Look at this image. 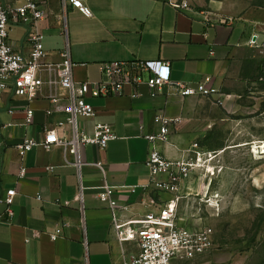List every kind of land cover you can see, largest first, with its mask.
<instances>
[{"label":"crops","instance_id":"crops-1","mask_svg":"<svg viewBox=\"0 0 264 264\" xmlns=\"http://www.w3.org/2000/svg\"><path fill=\"white\" fill-rule=\"evenodd\" d=\"M83 1L93 18L73 8L65 13L61 0H50L48 19L37 26L44 35L46 62H59L69 43L75 78L81 83L99 81L103 62H166L173 81L197 85L212 77L229 101L236 96L243 64L264 47V9L230 8L235 3L246 5L245 0H189L191 7L184 12L175 9L171 0ZM32 31L33 26L14 25L10 42L28 53ZM253 35L259 36L258 46L251 45ZM49 93L44 90L46 96ZM151 94L144 84L126 87L120 97L87 99L96 116L81 119L79 128L91 135L97 124H109L117 139L104 150L84 148L81 173L63 149L36 147L26 157L27 174L22 180L17 146L25 140L42 141L46 130L70 135L71 129L59 128L67 116L46 98L29 102L15 97L13 90L0 97V264H127L139 255L137 243L117 239L111 212L98 199L100 189L114 187L117 199L130 206L128 217L142 218L156 211L164 195L144 188L150 183L146 136L158 132L156 117L180 120L170 130V143L159 146L168 159L182 161L196 150L210 149L204 140L217 112L210 100L182 98L171 88L157 97ZM27 109L35 111L30 125L24 123ZM50 109L55 110L52 116L46 113ZM99 162L103 169L95 166ZM11 189L17 195L9 207L1 200ZM78 195L82 203L75 200ZM59 226L63 233L52 241L49 234Z\"/></svg>","mask_w":264,"mask_h":264},{"label":"built area","instance_id":"built-area-1","mask_svg":"<svg viewBox=\"0 0 264 264\" xmlns=\"http://www.w3.org/2000/svg\"><path fill=\"white\" fill-rule=\"evenodd\" d=\"M61 1L65 13L68 8H73L86 17L93 18L91 9L83 0ZM171 5L180 12L191 7L189 0H171ZM49 7L50 0H18L11 4H5L0 0V97L6 91L13 90L15 97L29 102L46 98L54 107L60 106L61 111L67 116V121L60 123L59 128L69 126L71 129L70 135L65 133L60 135L56 129L46 130L42 141L25 140L18 145L17 151L22 161L19 180L25 178L26 157L36 147L47 150L54 147L63 149L73 158L72 164L81 173L84 165L82 161L84 148L97 146L104 150L111 141L117 139L113 127L109 124H97L95 132L91 135L79 128L78 122L81 119H93L96 116L95 108L87 101L89 98L120 97L125 94L126 87L144 84L150 89L152 97H157L165 89L171 88L182 98L199 97L218 102H223L226 98L215 86L212 77H207L197 85L173 81L170 64L166 62L157 65L142 60L103 62L99 65L101 74L99 81L78 82L75 78V64L69 43L61 53L59 62H46L48 54L44 48V35L38 31L37 26L48 19ZM14 25L33 26L30 34L32 48L28 53L16 49L10 42V32ZM64 34L68 36L66 28ZM258 39V35H253L251 45L258 46ZM46 89L50 91L47 96L44 94ZM57 91L64 94H58ZM46 113L52 116L55 110L50 109ZM34 115L33 109L26 110L25 125L33 123ZM179 121L158 116L155 119L158 132L146 136L150 144L146 161L150 183L144 188L153 189L161 196L171 195L173 199L164 201L156 211L142 218H132L127 216L130 206L122 204L117 199V190L114 187L104 186L100 189L98 199L111 212V226L117 239L121 243L134 242L139 246V255L127 264H175L180 261H191L209 251L213 244V230L210 227L197 230L179 224L180 198L177 195L183 183L200 168L204 153L207 152L196 150L189 159L182 161H172L161 152L159 145L170 143V130ZM95 166L103 169L100 162ZM208 170L213 173L210 168ZM48 171L51 172L52 168ZM16 195V189L8 190L6 198L1 202L10 207L14 204ZM217 198V194L214 195V199ZM75 200L82 203L83 198L78 195ZM8 212L11 217V211ZM62 233L63 226H59L49 236L52 241H57Z\"/></svg>","mask_w":264,"mask_h":264},{"label":"rangeland","instance_id":"rangeland-1","mask_svg":"<svg viewBox=\"0 0 264 264\" xmlns=\"http://www.w3.org/2000/svg\"><path fill=\"white\" fill-rule=\"evenodd\" d=\"M245 3L230 8L264 9V0ZM240 78L231 100H210L217 112L204 149L211 154L177 195L180 226L210 227L213 244L179 264H264V153H254L256 144L264 146V47L249 55Z\"/></svg>","mask_w":264,"mask_h":264},{"label":"bare ground","instance_id":"bare-ground-1","mask_svg":"<svg viewBox=\"0 0 264 264\" xmlns=\"http://www.w3.org/2000/svg\"><path fill=\"white\" fill-rule=\"evenodd\" d=\"M260 150V151H259ZM254 153L263 154L264 153V146H258L257 144L254 147Z\"/></svg>","mask_w":264,"mask_h":264}]
</instances>
